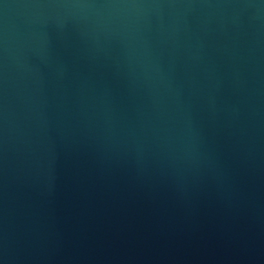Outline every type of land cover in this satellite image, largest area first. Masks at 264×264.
<instances>
[{"label":"water","instance_id":"1","mask_svg":"<svg viewBox=\"0 0 264 264\" xmlns=\"http://www.w3.org/2000/svg\"><path fill=\"white\" fill-rule=\"evenodd\" d=\"M0 264H264V0H0Z\"/></svg>","mask_w":264,"mask_h":264}]
</instances>
